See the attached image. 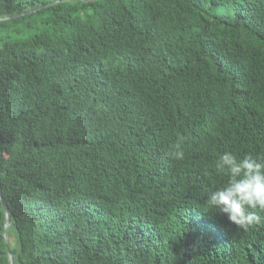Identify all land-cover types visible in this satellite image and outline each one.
<instances>
[{"label":"trees","instance_id":"trees-1","mask_svg":"<svg viewBox=\"0 0 264 264\" xmlns=\"http://www.w3.org/2000/svg\"><path fill=\"white\" fill-rule=\"evenodd\" d=\"M226 152L264 161V0H0V264H264Z\"/></svg>","mask_w":264,"mask_h":264},{"label":"clouds","instance_id":"clouds-1","mask_svg":"<svg viewBox=\"0 0 264 264\" xmlns=\"http://www.w3.org/2000/svg\"><path fill=\"white\" fill-rule=\"evenodd\" d=\"M170 155L175 160L185 158L179 143ZM215 171L227 175L228 180L224 187L209 194L207 203L239 228L259 223L260 218L249 209L264 211V161L250 154L238 160L226 152L217 160Z\"/></svg>","mask_w":264,"mask_h":264},{"label":"water","instance_id":"water-1","mask_svg":"<svg viewBox=\"0 0 264 264\" xmlns=\"http://www.w3.org/2000/svg\"><path fill=\"white\" fill-rule=\"evenodd\" d=\"M0 198L3 199L1 194H0ZM4 205H5V209H6L7 220H6V223H5V227H4L3 233H4V240L7 243V236H6L5 228L11 224V217L9 215V210L7 208V205L6 204H4ZM8 252H9V258H10V264H15V260H14V257H13V253L11 251V247H8Z\"/></svg>","mask_w":264,"mask_h":264}]
</instances>
